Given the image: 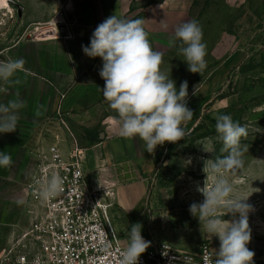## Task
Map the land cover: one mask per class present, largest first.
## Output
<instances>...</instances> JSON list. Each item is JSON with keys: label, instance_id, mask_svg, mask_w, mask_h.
<instances>
[{"label": "crops", "instance_id": "0c3cea01", "mask_svg": "<svg viewBox=\"0 0 264 264\" xmlns=\"http://www.w3.org/2000/svg\"><path fill=\"white\" fill-rule=\"evenodd\" d=\"M58 1L30 0V24L46 22ZM64 1L71 3V10L68 15L66 13L71 22V36L26 39L17 35L4 43L0 33V60L22 58L28 70L27 74L18 73L19 84L10 87L7 93H0V103L6 104L16 98V93L26 102V107L19 110L16 130L0 133V152L10 154L13 161L10 167L0 166V255L15 235L43 213L42 206L26 195L24 183L32 171L35 152L47 149L53 143L49 131L55 128V135L61 133L62 136L57 108L85 145V171L92 180L104 181L114 189L113 223L124 245L131 225L139 223L141 234L147 241L163 242L191 253L198 252L201 244L208 242L213 252L218 251V238L206 234L198 217L189 212L192 203L187 202L183 194L180 196V193L150 185L154 165L172 143L166 141L153 153H148L138 137L131 140L119 137L114 120L116 113L100 90L104 86L98 75L102 59L90 58L82 51V45H89L96 26L109 16L141 19L146 27L148 15H140V12L148 0ZM172 2L174 0L150 2L153 6L151 13L159 14V22L163 4ZM250 57L264 64V44L254 53L244 49L229 53L210 70L209 84L224 77L234 67L242 66ZM241 99L255 107L264 105V94L253 93L248 100L246 96ZM199 100L196 96L187 99V107L193 111L192 118L197 115L195 108L199 109ZM222 105L224 110L226 106ZM37 109L40 115H36ZM81 131L85 134L97 131L98 138L81 136ZM240 176L238 174L236 178L241 179ZM252 176L250 180L253 181ZM258 194V187L253 185L247 195L254 197ZM20 198L27 202L17 205L16 200ZM253 260L254 264H259Z\"/></svg>", "mask_w": 264, "mask_h": 264}, {"label": "clouds", "instance_id": "9594fccd", "mask_svg": "<svg viewBox=\"0 0 264 264\" xmlns=\"http://www.w3.org/2000/svg\"><path fill=\"white\" fill-rule=\"evenodd\" d=\"M168 46L177 47L191 73L202 74L206 69L207 46L199 21L192 19L176 26ZM82 51L90 58L102 59L99 75L105 83L100 90L116 113L114 120L119 137L129 140L138 137L148 153H153L166 141L175 143L185 137L184 125L193 117V111L187 107L188 83L182 81L177 91L175 81L161 69L163 53L153 49L143 20L109 16L96 26L89 45H82ZM24 65L22 58L0 60V93H7L10 87L20 83L18 73H28ZM24 107L26 102L19 93L6 104L0 103V133L16 130L19 110ZM40 114L37 109L36 115ZM214 118L215 131L222 142L220 152L227 155L205 161L203 171L211 182L207 187H198L203 202H193L189 212L198 217L210 238L215 236L219 240L218 251L206 256L205 264H254L255 253L247 247L251 240L248 213L252 205L245 201L249 195L234 196V186L228 178L229 173L236 175L244 167L243 157L248 146H242L241 139H247L248 130L228 114ZM204 149L213 151L212 147ZM12 163L10 154L0 152V166L7 168ZM34 182L38 186L37 195L45 202L60 197L65 191V179L59 174L45 180L34 178ZM26 202L24 198L16 200L17 205ZM237 213L238 220L222 219L226 214L235 217ZM141 227L139 223L131 225L117 264H139L141 254L151 243L142 236ZM104 248L107 250V245ZM34 264H39V259Z\"/></svg>", "mask_w": 264, "mask_h": 264}, {"label": "rangeland", "instance_id": "374dc122", "mask_svg": "<svg viewBox=\"0 0 264 264\" xmlns=\"http://www.w3.org/2000/svg\"><path fill=\"white\" fill-rule=\"evenodd\" d=\"M151 1L148 0L146 5L141 6L140 15L143 13L148 15L145 30L149 33L153 49L163 53L161 69L175 81L177 91L181 82L186 80L189 94L187 99L196 96L200 99V105L199 109L195 108L197 115L184 125L185 137L172 143L163 158L154 165L150 175V185L169 189L176 194L180 193V196L183 194L187 202H203V194L197 189L203 188L204 185L207 187L211 182L210 176H206L203 171L205 161L227 155L220 152L222 142L215 131L214 117L219 114L230 115L234 121H238L247 128V139L242 138L241 145H247L248 151L244 153V167L237 173V175L241 174V179H237V175L230 173L228 178L234 186V196H247L253 185L259 189L258 196H248L245 201L252 205V210L248 213L251 240L247 247L254 251V259L259 264H264V105L255 107L241 99L242 96H246L248 100L253 93L264 94V64L250 57L246 63L237 68L234 67L221 79L216 78L211 84L208 80L210 70L217 67L229 53L238 49L254 53L262 47L264 2L261 0H174L172 3L163 4L160 17L162 20L159 22V14L151 13L153 10ZM29 2L30 0H0V33L4 43L17 35L26 39L37 38L34 36L33 29L36 23L40 22L30 24ZM61 7L67 8L68 15L71 10L70 1L59 0L54 12ZM192 19L199 21L202 26L203 42L207 46L205 57L207 67L202 74L191 73L188 70L187 62L177 51L179 42L177 47L168 46L169 39L174 37L176 26ZM101 61L100 69L103 63ZM100 79L105 83L101 77ZM222 104L226 106L224 110L221 108ZM56 130L52 128L48 134L54 136ZM80 135L98 138L97 131L88 134L81 131ZM204 147H212L213 151L207 152ZM251 176L253 181L250 180ZM222 219L238 220L239 214L237 213L235 217L226 214Z\"/></svg>", "mask_w": 264, "mask_h": 264}, {"label": "built area", "instance_id": "2783aa9c", "mask_svg": "<svg viewBox=\"0 0 264 264\" xmlns=\"http://www.w3.org/2000/svg\"><path fill=\"white\" fill-rule=\"evenodd\" d=\"M64 7L44 23H53L58 36L69 37L71 22ZM42 24L36 23L34 29ZM56 114L62 136L54 135L47 149L35 152L24 183L26 195L42 206L43 213L11 239L0 255V264H34L37 259L39 264H117L126 245L113 223L114 189L104 181L92 180L85 171V145L58 108ZM53 174L65 179V191L58 198L42 201L34 178L45 180ZM213 255L208 242L191 253L152 241L139 264H205L204 258Z\"/></svg>", "mask_w": 264, "mask_h": 264}, {"label": "bare ground", "instance_id": "6f19581e", "mask_svg": "<svg viewBox=\"0 0 264 264\" xmlns=\"http://www.w3.org/2000/svg\"><path fill=\"white\" fill-rule=\"evenodd\" d=\"M34 36L39 38L58 36V31L53 23H43L41 26L33 30Z\"/></svg>", "mask_w": 264, "mask_h": 264}]
</instances>
